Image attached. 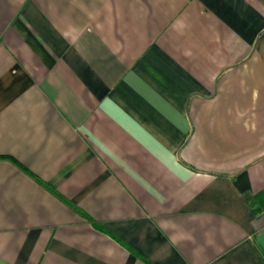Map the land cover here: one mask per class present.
I'll list each match as a JSON object with an SVG mask.
<instances>
[{
  "label": "crops",
  "instance_id": "0c3cea01",
  "mask_svg": "<svg viewBox=\"0 0 264 264\" xmlns=\"http://www.w3.org/2000/svg\"><path fill=\"white\" fill-rule=\"evenodd\" d=\"M263 194L264 0H0V264H264Z\"/></svg>",
  "mask_w": 264,
  "mask_h": 264
},
{
  "label": "trees",
  "instance_id": "16d2710c",
  "mask_svg": "<svg viewBox=\"0 0 264 264\" xmlns=\"http://www.w3.org/2000/svg\"><path fill=\"white\" fill-rule=\"evenodd\" d=\"M57 195H59L57 192H55ZM60 196V195H59ZM261 199L264 200V194L263 196H261ZM80 212H82L81 210H79ZM88 217V216H87ZM91 219V218H90ZM95 224L97 225V223L95 222Z\"/></svg>",
  "mask_w": 264,
  "mask_h": 264
}]
</instances>
